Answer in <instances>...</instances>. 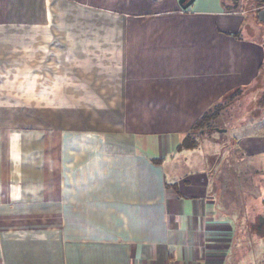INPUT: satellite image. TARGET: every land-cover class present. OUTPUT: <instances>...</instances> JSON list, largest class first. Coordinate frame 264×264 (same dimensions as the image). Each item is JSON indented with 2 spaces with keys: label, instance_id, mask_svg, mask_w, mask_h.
I'll use <instances>...</instances> for the list:
<instances>
[{
  "label": "crops",
  "instance_id": "crops-1",
  "mask_svg": "<svg viewBox=\"0 0 264 264\" xmlns=\"http://www.w3.org/2000/svg\"><path fill=\"white\" fill-rule=\"evenodd\" d=\"M262 65L264 7L0 0V264H238L230 131L180 145ZM235 136L264 175V133Z\"/></svg>",
  "mask_w": 264,
  "mask_h": 264
},
{
  "label": "rangeland",
  "instance_id": "rangeland-1",
  "mask_svg": "<svg viewBox=\"0 0 264 264\" xmlns=\"http://www.w3.org/2000/svg\"><path fill=\"white\" fill-rule=\"evenodd\" d=\"M227 1L229 3L233 2L232 0ZM242 3H245V0H239V4L242 5ZM13 56L18 57L20 55L14 54ZM228 97L229 98L223 100L218 107L214 108V113H216V115L205 123L204 130H209L211 127L216 126L215 131H217V129L221 131L225 128L230 131H228L229 134L225 135L219 132H209L215 135L216 138H219L216 147H219L221 144L226 145L224 155H220L222 156V160L219 163L220 167L217 166L218 173L221 175L220 171L226 168L231 172V167H233L236 169L237 175L239 174L242 176V182L237 183L235 177L234 181H232L237 184L235 185L233 197L236 206H238V208L235 207V209L238 212L239 224L246 228L247 234L250 229V233H258L255 238L256 240H258V238L264 239V221H262L261 218V201L263 202L264 193L262 190L260 193V191L256 189L257 183L260 185V189H264V176H259V180H257L258 177L249 178L250 176H243V172L241 173L242 164L240 163L242 162L244 166L247 165L250 167V164L252 166L254 162L251 159L245 158L244 154L241 152L243 150L237 147V141L231 138L232 136L235 138L237 133H264V72L250 89L238 90ZM237 125H239V127L235 129ZM247 172L248 175L255 174L254 168H252V170L249 168ZM229 178L232 179V176ZM224 180H227V178L224 177ZM223 183L227 184L226 182ZM226 187L227 186L221 188V186H219L221 194H225ZM244 196L245 200H243ZM248 217H250L251 221L249 224L247 223L249 222ZM252 221H254V223H252ZM255 239L242 240L240 241L241 245L239 247L236 246L234 259L239 261L238 264H250L251 254L257 257L259 256V252L264 250V243L259 245L258 242H255ZM255 245L258 246L255 247Z\"/></svg>",
  "mask_w": 264,
  "mask_h": 264
},
{
  "label": "trees",
  "instance_id": "trees-1",
  "mask_svg": "<svg viewBox=\"0 0 264 264\" xmlns=\"http://www.w3.org/2000/svg\"><path fill=\"white\" fill-rule=\"evenodd\" d=\"M233 2L232 3H229L227 0H221L222 4H224L226 10H230V9H234V8H237L239 5V0H232ZM242 7L244 8H251V9H257V8H261V7H264V0H245V3H242ZM238 36V34H236ZM264 72V65H262V73L260 74V77L261 75L263 74ZM246 90L250 89V88H245ZM238 90H244V88H241V89H238ZM238 90L234 91L233 93H236ZM232 93V94H233ZM230 94V95H232ZM229 95V96H230ZM229 97H226L225 99H228ZM224 99V100H225ZM221 102L213 105L210 109H208V111H206L202 117V120L199 121L192 129L191 131L188 133V135L185 137L184 141L182 142V144L180 145V148L181 149H192L194 148L197 144H196V134H198L201 130H204V126H205V123L211 118V117H214V115H216V113H214V108L218 107L220 105ZM212 129V127L210 128ZM209 129V130H210ZM240 163V162H238ZM240 164H242V169H241V173L243 172V176L245 177H249V178H257V180L260 179L259 176L260 173H257L255 171V174H252V175H248V168H250L249 166L247 165H243V163L241 162ZM251 170V169H250ZM231 172H232V179L229 181V183H232L233 185H237L235 183H233L232 181H234V177H235V181L237 183L239 182H242V176L241 175H237L236 173V169L231 167ZM264 176V175H263ZM259 185L258 183L256 184V186ZM257 189V188H256ZM263 202H264V198H263ZM261 218H264V217H261ZM263 220V219H262ZM254 223V222H253ZM251 230V229H250ZM253 238H251L252 240ZM262 260H263V263H264V257H262Z\"/></svg>",
  "mask_w": 264,
  "mask_h": 264
},
{
  "label": "water",
  "instance_id": "water-1",
  "mask_svg": "<svg viewBox=\"0 0 264 264\" xmlns=\"http://www.w3.org/2000/svg\"><path fill=\"white\" fill-rule=\"evenodd\" d=\"M195 0H179V4L182 8H188ZM216 129V128H215ZM219 129H217L218 131ZM226 130V129H224ZM221 130V131H224Z\"/></svg>",
  "mask_w": 264,
  "mask_h": 264
}]
</instances>
